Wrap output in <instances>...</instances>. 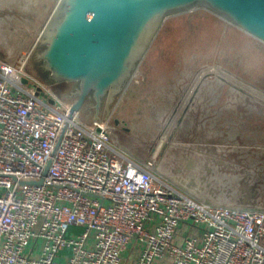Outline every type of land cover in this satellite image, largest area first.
I'll list each match as a JSON object with an SVG mask.
<instances>
[{"label": "built area", "instance_id": "1", "mask_svg": "<svg viewBox=\"0 0 264 264\" xmlns=\"http://www.w3.org/2000/svg\"><path fill=\"white\" fill-rule=\"evenodd\" d=\"M34 44L0 56V264H264V207L197 200L117 153L110 120L68 117L22 69Z\"/></svg>", "mask_w": 264, "mask_h": 264}, {"label": "rangeland", "instance_id": "2", "mask_svg": "<svg viewBox=\"0 0 264 264\" xmlns=\"http://www.w3.org/2000/svg\"><path fill=\"white\" fill-rule=\"evenodd\" d=\"M57 1L0 0V56L11 61L28 50ZM166 84L181 86L178 102L150 98ZM130 88L137 93L128 115L139 123L135 131L140 143L157 145L163 137L168 165L158 170L198 197L238 206L264 205V42L203 8L169 16L131 77ZM230 96H237V102L230 103ZM117 112L113 110L112 117ZM233 117L239 134L231 138L226 131ZM219 123L222 134L217 132ZM185 143L209 155L207 165L191 168L190 184L184 167L170 158ZM236 173L240 179L235 180ZM206 176H217L219 182L202 181ZM236 188H247L250 194H235ZM81 230L70 227L68 234Z\"/></svg>", "mask_w": 264, "mask_h": 264}, {"label": "water", "instance_id": "3", "mask_svg": "<svg viewBox=\"0 0 264 264\" xmlns=\"http://www.w3.org/2000/svg\"><path fill=\"white\" fill-rule=\"evenodd\" d=\"M196 8L264 42V0H58L22 69L70 101L68 117L109 120L165 19Z\"/></svg>", "mask_w": 264, "mask_h": 264}, {"label": "crops", "instance_id": "4", "mask_svg": "<svg viewBox=\"0 0 264 264\" xmlns=\"http://www.w3.org/2000/svg\"><path fill=\"white\" fill-rule=\"evenodd\" d=\"M166 83H168V81ZM129 87H130V82L128 83V85L124 89L122 95L117 100V103L115 104V107H114V112L115 111H118V112L115 116L112 117V119L118 118L123 123L114 124L113 121L112 122L109 121L110 124L113 126L111 134H110V139H109L110 147L113 150H115L117 153H119L120 155H122V156L136 162V163H139V164H143L146 161L150 160L152 162V171L155 175H157L159 178L163 179L165 182L171 184L173 187H175L176 189L180 190L181 192H183L184 194H187L188 196H190L192 198H195L197 200L204 201V202L231 204V203H222V202H218V201H212V200L207 199L206 196L198 197V196L194 195L195 193H193L192 191L191 192L185 191V189H183L182 187L177 185V182L175 181V179H171L169 177V175L158 170L159 166L166 165L168 163V159L165 158V155L168 153H167V150L164 149L165 145H164L163 137L160 140L162 142L158 141L157 145H152V143H151L148 145V147H146L140 143L141 141H140V139H138L139 136L137 135V132L135 131V128L138 127L137 125L139 123H136L134 121V119L128 115L130 113L128 111L130 104H131V102H133V99L136 98L135 94L137 93V91L135 89H131V88H130V90H128ZM135 87H137V86H135ZM179 87H181V86H174L172 84L171 85L166 84L163 86L160 85L157 87L158 89H156L153 93L151 92L152 95L150 96V98L152 97L156 101L160 100V102L162 101V103L178 102L179 96H177L178 95L177 92H179L178 91ZM147 98L148 97H145L146 101H147ZM229 102L230 103L237 102V96H234V100H232V98L230 96ZM214 112H216V110H214ZM235 113L237 115V111H235ZM230 119L231 120H230L229 130L226 131V133H228L232 138V135H238L239 134V132H238L239 126H238L237 117H233ZM220 126H221V123H219L217 126L218 134H222V128ZM138 141H139V143H138ZM184 145H185V147L179 152V154L177 156H170V158L172 160L176 161L175 165L184 167L182 172H183L185 178H187L186 182L190 181L189 182V184H190V183H193L192 181H194L193 174H192V176L189 175L190 173H192L191 168H194V167L197 168V167H201L203 165H207V163H205V161H207V158L209 157V155L206 153H203V152L202 153L196 152L197 148H192V144H190V143H185ZM232 147H233L232 149L237 150L239 146L236 143V144L232 145ZM242 148L246 149V148H248V146L247 147L244 146ZM155 151H156V153H155ZM169 155H171V154H169ZM177 160H179V161H177ZM216 161L218 164H221L222 159L217 158ZM204 167L206 168V166H204ZM232 175H233V177L235 176V178H236L235 180L241 178L240 176H238V173H236V175H234V174H232ZM207 179L211 180V181L213 180L215 182H219L217 179V176H212V177L206 176V177L202 178V181H206ZM180 182H182V179L180 180ZM198 188H200V186ZM197 189H194V190H197ZM235 194H243L245 196L246 194L249 195L250 192L247 188H245V189H237L236 188ZM241 207H246V206H241ZM261 207H264V205H262ZM124 257H125L124 264H133V261H134V255L133 254H130L128 252L125 254Z\"/></svg>", "mask_w": 264, "mask_h": 264}, {"label": "flooded vegetation", "instance_id": "5", "mask_svg": "<svg viewBox=\"0 0 264 264\" xmlns=\"http://www.w3.org/2000/svg\"><path fill=\"white\" fill-rule=\"evenodd\" d=\"M68 85L71 86V84L66 83L65 86L60 85L57 87V92L58 93L62 92L61 96L65 97V98H68V94L73 90V86L69 87ZM246 97H248V96H246ZM248 98H251V97L249 96ZM246 207H248V206H246ZM250 207H255V206H250ZM258 207H261V206H258Z\"/></svg>", "mask_w": 264, "mask_h": 264}, {"label": "trees", "instance_id": "6", "mask_svg": "<svg viewBox=\"0 0 264 264\" xmlns=\"http://www.w3.org/2000/svg\"><path fill=\"white\" fill-rule=\"evenodd\" d=\"M26 70H28V69L26 68ZM32 70H33V71H31V72L37 73V71H36L37 69H34V68H33ZM28 71H29V70H28ZM29 72H30V71H29ZM32 74H33V73H32Z\"/></svg>", "mask_w": 264, "mask_h": 264}, {"label": "bare ground", "instance_id": "7", "mask_svg": "<svg viewBox=\"0 0 264 264\" xmlns=\"http://www.w3.org/2000/svg\"><path fill=\"white\" fill-rule=\"evenodd\" d=\"M2 47H3V46H2ZM208 70H209V69H208ZM211 70H212V69H210V71H211ZM201 72H202V71H201ZM198 75H199V74H198ZM253 92H254V91H253ZM188 93H189V92H188ZM164 134H165V133H164ZM160 142H162V141H160ZM158 145H159V144H158ZM155 153H156V151H155ZM153 155H154V154H153ZM153 155H152V156H153Z\"/></svg>", "mask_w": 264, "mask_h": 264}]
</instances>
